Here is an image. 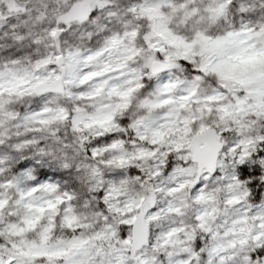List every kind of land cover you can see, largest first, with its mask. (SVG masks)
I'll list each match as a JSON object with an SVG mask.
<instances>
[{"label":"clouds","instance_id":"1","mask_svg":"<svg viewBox=\"0 0 264 264\" xmlns=\"http://www.w3.org/2000/svg\"><path fill=\"white\" fill-rule=\"evenodd\" d=\"M0 264H264V0H0Z\"/></svg>","mask_w":264,"mask_h":264}]
</instances>
